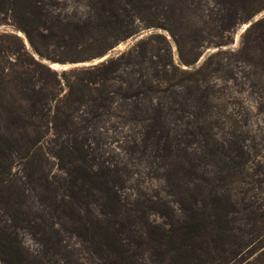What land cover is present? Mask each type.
I'll return each mask as SVG.
<instances>
[{
  "label": "rangeland",
  "instance_id": "obj_1",
  "mask_svg": "<svg viewBox=\"0 0 264 264\" xmlns=\"http://www.w3.org/2000/svg\"><path fill=\"white\" fill-rule=\"evenodd\" d=\"M93 1L43 0L50 21L48 26L56 34L53 36L49 30L34 26L20 9V4L16 7L14 0H0V233L17 236L22 251L28 256H39L44 264H109L93 254L86 245V238L74 233L61 214L62 198L70 194L68 187L71 186H67L65 180L72 173L73 161L58 153L66 146V137L55 135L57 130L53 125L47 123L44 127L38 120L41 112L47 115L65 110L62 102L69 85L86 77L85 71L92 66L109 59L117 60V67L110 76L112 80L107 84L112 104L96 112L90 105L74 104V120L77 123L82 118L89 120L86 125L82 123V129H75L76 136L90 144V138L93 139L91 146L96 162L108 166L119 178L117 182L121 187L117 183L116 191L123 207L129 210L126 211L128 214L138 216L134 209L137 201L150 206L148 202L161 200L174 211L172 223L179 228L184 214L178 211V204L169 193L165 164L155 139L157 133L154 131H159V127L154 126L152 132L148 130L154 122L150 112L159 108L160 117H163H159L160 121L169 128L180 150L191 154L202 152V136L194 130L195 116L186 106L191 97L183 88L188 84L189 73L208 65L201 88L210 93L212 142L222 145L225 141H235L242 130L247 131L245 145L249 156L242 170L223 186L216 185L214 165L197 156L193 161L183 159L201 167L203 173H198L218 186L217 195L223 199V213L217 217L219 221L209 224L205 234L195 235L193 255L185 261L178 259L176 250H170L160 259L151 246H137L133 241L136 229L148 227V231L158 232L157 228L167 230L169 227V221L154 209H144L147 226L143 220L136 219L132 232L123 231V238L128 239L124 246L126 261L136 264H264V124L262 116L253 112L247 122L241 123L244 99L247 98L241 90L244 66L228 60L230 52L239 50L240 37L247 25L241 23L228 31L218 30L219 0L187 1L175 16L161 6V11L154 14V25L147 21L151 19L148 12L135 16L138 18L132 17L128 24L134 30L133 35L115 43L101 57L89 58L90 52L83 50V41H72L69 31L92 19ZM263 15L264 10L254 20ZM53 25L62 30L67 27V30L58 32ZM194 32L200 37L199 44L192 39ZM67 44L72 47L66 48ZM127 55L132 60L140 55V67L146 80L156 89L151 94L140 95V101L121 97L122 93L123 96L126 94V80L138 78L139 66L132 61L127 63ZM180 59L193 63L186 66ZM229 69L232 79L225 74ZM45 86L49 91L52 88L53 100L33 109L36 117L31 116L30 121L37 126V134L33 136L31 128L25 127L22 132L30 136V140L25 145L13 147L14 112L21 106L27 108L20 98L25 93L29 95L31 89ZM139 104L146 111L143 119L122 118L127 114L124 110L132 106L137 108ZM90 111L94 114H89ZM190 126L194 136L190 134ZM53 154L60 156L56 158ZM221 157L224 160V155ZM31 164L48 179L55 203L29 182L27 175ZM72 186L75 190V185ZM99 201L89 199L88 205L94 214L100 211ZM174 256L176 260L172 259ZM3 258L0 255V259Z\"/></svg>",
  "mask_w": 264,
  "mask_h": 264
},
{
  "label": "trees",
  "instance_id": "obj_2",
  "mask_svg": "<svg viewBox=\"0 0 264 264\" xmlns=\"http://www.w3.org/2000/svg\"><path fill=\"white\" fill-rule=\"evenodd\" d=\"M187 1L195 2V0H94L91 3L94 13L92 19L81 26L75 25L69 31L71 39L72 41H83L85 45L83 50L90 52L88 57L98 58L118 41L134 34V30L128 24L132 17L138 18L135 16L148 12L151 19L149 18L147 21L150 25H154L156 21L154 14L161 11V6L166 9L167 13L175 16ZM14 3L16 7L20 4V9L29 20L34 22V26L45 28V30H49L50 35H56L53 32L54 29L48 26L50 21L47 18L43 0H14ZM217 4L220 8L219 18H217L218 30L228 31L233 25L241 23L247 25L240 37L239 50L236 53L230 52V59H228L230 62H240L244 66L241 90L247 98L244 99L245 106H243L241 123L247 122L253 112V114L262 116L264 124V15L254 20L264 10V0H219ZM53 26L57 27L58 32L67 30V27L62 30L58 25ZM196 34L195 32L192 34L194 37L192 39L199 44L198 38L200 37ZM65 47L71 48L72 45L67 44ZM129 55L126 57V62L132 61L134 65L139 66L136 72L138 78L126 80V94L123 96L122 93L121 97L140 101V95L151 94L156 89L152 88L151 83H148L150 81L146 80L144 70L140 67L142 63L140 55L133 57V60ZM122 58L123 56L120 57V59ZM180 61L186 66L193 63L182 59ZM116 67L117 60L113 59L98 66H92L89 71H85L86 77L69 85L66 98L62 102L65 110H56V112H49L47 115L41 112L38 117L44 127H47V123L54 126L57 130L55 135L66 137V146L58 153L64 154L73 161L71 163L72 173L65 180L66 185L71 186L68 187L70 194L62 198L61 214L64 215L74 233L86 238V245L97 257L103 258L109 264H136L131 260L126 261L127 251L124 246L128 239L126 236L123 238V231L132 232L131 228L135 226L136 219L143 220V224L147 226L144 209H154L157 214L169 221L168 229L161 230L154 227L158 232H151L147 230L148 227L145 230L140 228L137 230L136 226L133 228L136 229V232L132 235L134 243L137 246H151L153 252L159 255L160 259L167 256V252L170 250H176L179 253V255L177 253L178 259L185 261L193 255L196 244L195 235L205 234L209 224L219 221L217 217L223 213L221 209L223 199L217 195L218 186L216 185H226L230 177L232 178L236 172L242 170L245 159L249 156L245 145L247 131L242 130L235 141H225L222 145L214 144L212 142L214 137L210 129V93L201 88L205 82L208 65L189 73L186 80L188 84L183 90L191 97L186 106L196 118V120L194 118V130L202 136V145L200 146L203 148L202 152L199 154L187 153L185 150H180L179 145H175L174 136L169 132V128L160 121L163 117H160L158 107L151 109L150 113L152 117L154 116L152 121L155 124L153 122L148 127L149 132H152L154 126L159 127V131L154 132L157 133L156 144L161 151V160L165 164L164 175L170 188L169 193L178 204V211L184 214V220L178 226L179 228L175 227L172 223L175 217L174 211L161 203V200L148 202L150 206L135 202L134 209L135 212H138V216L135 214L132 216L126 212L129 210L123 207L124 204L116 191L119 178L110 171L108 166L99 165L96 162L91 146L93 139L90 138L92 141L90 144L88 140L76 136L75 129H82V123L86 125L89 120L82 118L77 123L72 111L74 104L90 105L89 107L94 111L110 107L112 97H110L107 84L112 80L110 76ZM225 74L232 79L230 69ZM44 84L46 85V83ZM52 96V88L49 91L45 86L38 87L36 90L31 89L29 95L25 93V96L20 98L22 102L26 103L27 108L25 110L20 105L21 107H18V110L14 112L13 147L22 146L23 143L25 145L30 140V136L25 135L24 131L22 132L25 127L31 128L33 136L37 134V126L30 121L31 116L36 117L33 109L39 105L48 104L53 100ZM193 108L194 111H191ZM124 111L127 114L122 118L130 120H141L146 112L142 104H139L137 108L132 106ZM182 111L185 112V110ZM89 114L93 115L94 113L90 111ZM6 120L5 118L4 121L6 122ZM190 130V134L194 136L191 126ZM33 136L31 141L34 142ZM59 154L53 155L59 158ZM222 155H224V160ZM196 156L201 161L216 167L217 172L215 177L213 176L217 180L216 185L210 183L208 177L203 178V175L198 173H203L201 167L198 166L200 168L198 169L196 164L183 160L193 161ZM59 162L62 164L63 161L59 159ZM41 175L37 167L31 164L27 175L29 182H33V188H39L45 194L46 199L55 203V195L50 190L51 185L48 179ZM199 181L203 184L201 185ZM72 185H75V190L71 189ZM118 185L121 187L119 183ZM1 191L2 189H0ZM90 198L94 201L101 200L99 201L100 211L97 214H94L92 208H89ZM16 213L14 211V214ZM1 233L0 255L4 258L0 259V262L3 264H44L39 256H28L22 251L17 242V236ZM162 248L164 249L162 250ZM177 257L174 256L172 259L176 260Z\"/></svg>",
  "mask_w": 264,
  "mask_h": 264
},
{
  "label": "water",
  "instance_id": "obj_3",
  "mask_svg": "<svg viewBox=\"0 0 264 264\" xmlns=\"http://www.w3.org/2000/svg\"><path fill=\"white\" fill-rule=\"evenodd\" d=\"M246 27H247V26H246ZM246 27H244V29H245Z\"/></svg>",
  "mask_w": 264,
  "mask_h": 264
}]
</instances>
